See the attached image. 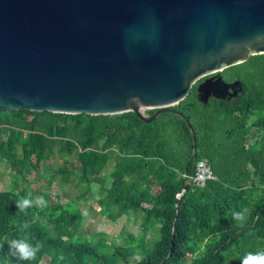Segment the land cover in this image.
<instances>
[{
    "label": "trees",
    "instance_id": "16d2710c",
    "mask_svg": "<svg viewBox=\"0 0 264 264\" xmlns=\"http://www.w3.org/2000/svg\"><path fill=\"white\" fill-rule=\"evenodd\" d=\"M220 76L225 82L240 81L242 90L235 98L202 104L193 86L171 107L195 132L191 162V132L172 113L150 123L133 112L0 113V161L14 176L12 190L0 191V264H41L44 259L47 264H128L134 257L133 264H242L247 253L264 251V54L250 56ZM53 151L74 162L64 161L51 179L59 175L64 183L71 177L78 185L99 183L105 196L98 203L108 219L139 213L143 236L151 230L158 238L150 246L143 236L136 246L117 247L102 237L93 241L79 232L85 216L71 203L59 204L58 197L42 195L47 207L33 204L21 212L18 200L29 193L35 200L24 187L26 176ZM200 159L215 176L203 188L189 179ZM110 161L106 188L102 172ZM245 207L249 215L240 226L231 213ZM17 238L42 244L34 260L9 254L7 241Z\"/></svg>",
    "mask_w": 264,
    "mask_h": 264
},
{
    "label": "water",
    "instance_id": "95a60500",
    "mask_svg": "<svg viewBox=\"0 0 264 264\" xmlns=\"http://www.w3.org/2000/svg\"><path fill=\"white\" fill-rule=\"evenodd\" d=\"M263 54L264 0H0V113H172L191 162L171 107L235 98L220 73Z\"/></svg>",
    "mask_w": 264,
    "mask_h": 264
},
{
    "label": "rangeland",
    "instance_id": "374dc122",
    "mask_svg": "<svg viewBox=\"0 0 264 264\" xmlns=\"http://www.w3.org/2000/svg\"><path fill=\"white\" fill-rule=\"evenodd\" d=\"M148 112V111H145ZM74 162L73 157L59 154L53 151L50 158L41 166L39 170L32 171L26 176L24 187L34 192V199L46 195L51 200L58 197L59 204H73L75 209L85 216V220L79 227V232L84 237L96 241L102 237L107 244H114L117 247L136 246L143 236L141 231L140 214L129 213L128 216H122L116 220H110L103 213V208L99 205V201L105 196L101 191L99 183H91L89 186L78 185L76 180L71 177L69 182H62L60 176L56 175L51 179L52 174L64 163ZM113 166V161L109 162L108 167L102 172L105 181V187L108 188L111 182L109 173ZM13 171L4 161H0V191L12 190L13 188ZM157 190V188L155 189ZM39 206L38 204H36ZM143 206L146 207L145 204ZM116 212V208H113ZM130 236L132 240H130ZM158 237L147 230L143 236V241L147 246L150 242ZM138 257L131 258L128 264H133ZM48 259H44L41 264H47Z\"/></svg>",
    "mask_w": 264,
    "mask_h": 264
},
{
    "label": "clouds",
    "instance_id": "9594fccd",
    "mask_svg": "<svg viewBox=\"0 0 264 264\" xmlns=\"http://www.w3.org/2000/svg\"><path fill=\"white\" fill-rule=\"evenodd\" d=\"M33 204H38L41 208L47 207V201L43 196H40L33 200L31 193L26 197L21 198L17 201L16 207L24 212L26 209ZM249 215V209L247 207L240 211H232V218L237 221L240 226H243L247 221ZM9 254L21 261H31L36 258L37 253L42 248V244L37 241L35 244L31 243L26 238H17L7 241ZM3 248V244L0 243V249ZM242 264H264V251H258L256 253H247L242 260Z\"/></svg>",
    "mask_w": 264,
    "mask_h": 264
},
{
    "label": "built area",
    "instance_id": "2783aa9c",
    "mask_svg": "<svg viewBox=\"0 0 264 264\" xmlns=\"http://www.w3.org/2000/svg\"><path fill=\"white\" fill-rule=\"evenodd\" d=\"M186 178V176H184ZM191 183L198 188H203L207 181L214 180L215 176L210 166L204 159L195 161L194 174L190 178Z\"/></svg>",
    "mask_w": 264,
    "mask_h": 264
},
{
    "label": "crops",
    "instance_id": "0c3cea01",
    "mask_svg": "<svg viewBox=\"0 0 264 264\" xmlns=\"http://www.w3.org/2000/svg\"><path fill=\"white\" fill-rule=\"evenodd\" d=\"M212 171V170H211Z\"/></svg>",
    "mask_w": 264,
    "mask_h": 264
}]
</instances>
